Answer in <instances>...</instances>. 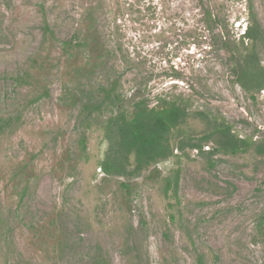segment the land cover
<instances>
[{
  "label": "rangeland",
  "instance_id": "374dc122",
  "mask_svg": "<svg viewBox=\"0 0 264 264\" xmlns=\"http://www.w3.org/2000/svg\"><path fill=\"white\" fill-rule=\"evenodd\" d=\"M248 1L264 31V0H0V264H264V155L174 149L124 192L98 170L114 106L80 117L112 84L121 107L181 99L182 136H201L207 115L259 141L264 89L252 99L233 82L220 33L239 38ZM91 16L96 65L61 44ZM256 50L264 65V40Z\"/></svg>",
  "mask_w": 264,
  "mask_h": 264
},
{
  "label": "trees",
  "instance_id": "16d2710c",
  "mask_svg": "<svg viewBox=\"0 0 264 264\" xmlns=\"http://www.w3.org/2000/svg\"><path fill=\"white\" fill-rule=\"evenodd\" d=\"M130 6V5H129ZM248 21L239 38L232 41L227 39L223 28L220 27L221 39L225 45V51L230 59V74L233 82L239 85L245 92L250 93L252 99L255 94L264 89V65L261 63L256 45L264 40V31L252 12V4L247 3ZM90 8V7H89ZM86 27L81 36H70L62 41L68 55L72 48L82 47L88 60L91 58L95 65L104 57L103 47L97 36L92 16L86 18ZM45 34L53 37V32L47 24L43 26ZM231 48L228 46L232 45ZM96 54V55H94ZM100 101L87 98L81 102L80 117L84 114H92L96 106L101 107L112 104L114 109L102 123L104 139L107 148L99 167L107 177L125 178L127 181L120 183V189L130 191L128 180L137 177L142 171L158 162L164 161L173 155L174 149H196L203 153L205 142L212 141L214 146L208 150V154L217 152L237 154L245 152L251 146L257 154L264 155V137L257 142H250L232 132L231 126L218 117L204 116L206 127L199 137L189 135L182 136L183 125L188 118L186 103L179 98H161L150 106L148 101L133 97L128 107L119 105V97L115 93L112 84L100 89ZM201 116L203 113H199ZM85 119V118H84ZM80 119L81 124L82 120ZM3 131L0 121V134ZM178 133L179 139L171 143V134ZM81 147L85 146V138L79 140ZM165 191L172 187L176 190L178 176L165 178ZM198 264H203L202 257L198 255Z\"/></svg>",
  "mask_w": 264,
  "mask_h": 264
},
{
  "label": "clouds",
  "instance_id": "9594fccd",
  "mask_svg": "<svg viewBox=\"0 0 264 264\" xmlns=\"http://www.w3.org/2000/svg\"><path fill=\"white\" fill-rule=\"evenodd\" d=\"M158 163H159V162H158ZM158 163H156V164H158ZM98 170H99V172L102 171V170L100 169V167L98 168ZM101 174H103V172H101Z\"/></svg>",
  "mask_w": 264,
  "mask_h": 264
}]
</instances>
